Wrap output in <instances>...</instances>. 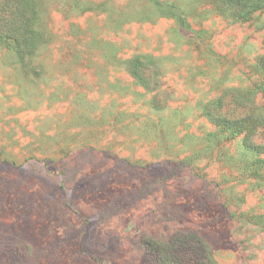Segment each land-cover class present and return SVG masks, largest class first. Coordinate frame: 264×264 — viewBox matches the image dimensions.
<instances>
[{
	"label": "rangeland",
	"instance_id": "obj_1",
	"mask_svg": "<svg viewBox=\"0 0 264 264\" xmlns=\"http://www.w3.org/2000/svg\"><path fill=\"white\" fill-rule=\"evenodd\" d=\"M38 14L32 56L0 45V264H155L144 240L182 229L218 264H264V153L204 114L225 96L264 116V8L39 0Z\"/></svg>",
	"mask_w": 264,
	"mask_h": 264
},
{
	"label": "trees",
	"instance_id": "obj_2",
	"mask_svg": "<svg viewBox=\"0 0 264 264\" xmlns=\"http://www.w3.org/2000/svg\"><path fill=\"white\" fill-rule=\"evenodd\" d=\"M213 1L228 5L238 16L264 8V0ZM38 13L39 0H0V45L12 49L20 59L32 56L43 41L37 28ZM141 64L136 57L130 70L135 78L146 83ZM259 64L264 72V58ZM204 114L215 125L241 135L245 148L264 153V116L252 104L238 97L220 96L206 105ZM144 249L146 257L155 264H218L209 242L195 230L182 229L167 239L147 238Z\"/></svg>",
	"mask_w": 264,
	"mask_h": 264
}]
</instances>
